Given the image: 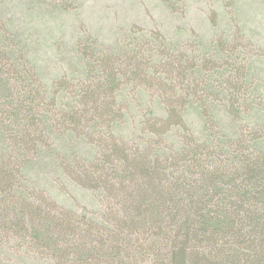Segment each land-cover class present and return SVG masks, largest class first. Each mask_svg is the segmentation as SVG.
Listing matches in <instances>:
<instances>
[{"label":"trees","instance_id":"1","mask_svg":"<svg viewBox=\"0 0 264 264\" xmlns=\"http://www.w3.org/2000/svg\"><path fill=\"white\" fill-rule=\"evenodd\" d=\"M2 2L0 231L54 264H264V111L220 94L221 75L183 53L165 63L151 32L84 39L68 72L47 79ZM44 164L102 211L39 194L30 182Z\"/></svg>","mask_w":264,"mask_h":264},{"label":"rangeland","instance_id":"2","mask_svg":"<svg viewBox=\"0 0 264 264\" xmlns=\"http://www.w3.org/2000/svg\"><path fill=\"white\" fill-rule=\"evenodd\" d=\"M3 1L13 8L12 17L17 16L33 35L34 51L47 79L68 72L84 39L94 37L100 44H109L116 38L129 39L136 32H151L165 63L170 54L183 53L187 67L198 65L210 75H221L220 80H212L222 85L220 94L230 99L228 88H232L239 92L241 106L255 102L264 111V0ZM170 41L176 50L169 49ZM249 74L251 80L247 81ZM93 137L87 136L88 140ZM39 170L40 180L30 182L38 186L39 194L50 198L59 193L67 208L87 217L102 211L100 197L74 183L67 170L46 164ZM0 264L54 261L32 249L21 235L0 231Z\"/></svg>","mask_w":264,"mask_h":264}]
</instances>
